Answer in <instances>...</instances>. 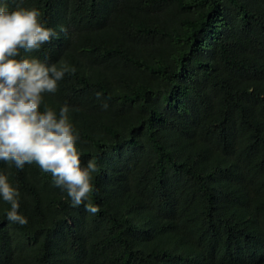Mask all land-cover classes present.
<instances>
[{
  "label": "trees",
  "instance_id": "obj_1",
  "mask_svg": "<svg viewBox=\"0 0 264 264\" xmlns=\"http://www.w3.org/2000/svg\"><path fill=\"white\" fill-rule=\"evenodd\" d=\"M4 3L58 34L21 57L75 69L40 110L68 106L98 171L73 206L0 161L27 219L0 197V264H264V0Z\"/></svg>",
  "mask_w": 264,
  "mask_h": 264
},
{
  "label": "clouds",
  "instance_id": "obj_2",
  "mask_svg": "<svg viewBox=\"0 0 264 264\" xmlns=\"http://www.w3.org/2000/svg\"><path fill=\"white\" fill-rule=\"evenodd\" d=\"M39 17L36 8L18 5L9 11L6 3L0 4V161L18 169L35 162L42 171L51 173L55 186L67 191L72 205L79 206L93 192L92 174L98 166L95 160L82 166L76 147L79 136L69 120L67 105L59 114L50 107L40 110L44 94L55 93L58 81L75 69L21 57V50L38 51L58 36ZM19 196L0 174V197L10 204L7 219L25 225L27 219L18 212ZM85 210L95 214L100 209L87 203Z\"/></svg>",
  "mask_w": 264,
  "mask_h": 264
}]
</instances>
